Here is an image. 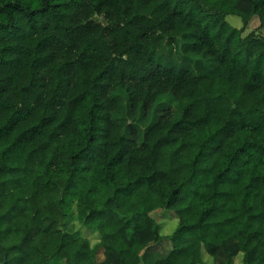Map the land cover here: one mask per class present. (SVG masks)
Returning a JSON list of instances; mask_svg holds the SVG:
<instances>
[{
	"label": "trees",
	"instance_id": "1",
	"mask_svg": "<svg viewBox=\"0 0 264 264\" xmlns=\"http://www.w3.org/2000/svg\"><path fill=\"white\" fill-rule=\"evenodd\" d=\"M262 29L264 0H0V264H264Z\"/></svg>",
	"mask_w": 264,
	"mask_h": 264
},
{
	"label": "rangeland",
	"instance_id": "2",
	"mask_svg": "<svg viewBox=\"0 0 264 264\" xmlns=\"http://www.w3.org/2000/svg\"><path fill=\"white\" fill-rule=\"evenodd\" d=\"M226 21L237 28H240L242 25L241 18L236 15H227L225 17ZM249 29H247L242 35L244 36ZM262 33L264 35V29H262ZM153 218L159 223L160 225V234L168 235L173 231L176 226V219L172 212L167 210H156L152 212ZM66 229L69 232H74L79 236H83L89 239L90 245L93 246L98 242V234L93 229L89 228L88 226L82 224L79 219L76 218L75 215L72 216L68 224L66 225ZM241 256H237L235 258V262L238 263L240 261ZM61 264H65L61 262ZM84 264H92V261L89 259ZM202 264H212L211 258L203 254V263Z\"/></svg>",
	"mask_w": 264,
	"mask_h": 264
},
{
	"label": "water",
	"instance_id": "3",
	"mask_svg": "<svg viewBox=\"0 0 264 264\" xmlns=\"http://www.w3.org/2000/svg\"><path fill=\"white\" fill-rule=\"evenodd\" d=\"M4 263V262H3ZM3 263H1V264H3Z\"/></svg>",
	"mask_w": 264,
	"mask_h": 264
}]
</instances>
